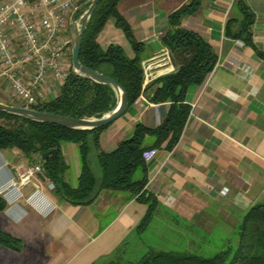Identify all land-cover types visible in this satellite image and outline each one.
I'll list each match as a JSON object with an SVG mask.
<instances>
[{"label":"crops","instance_id":"1","mask_svg":"<svg viewBox=\"0 0 264 264\" xmlns=\"http://www.w3.org/2000/svg\"><path fill=\"white\" fill-rule=\"evenodd\" d=\"M189 2L120 1V14L136 42L143 45L142 66L151 76L147 85L176 71L162 39L170 30L169 16ZM245 2L255 16L254 43L264 51V0ZM234 4V0H202L199 10L182 21L184 29L212 46L218 63L201 86L189 89L186 103L191 113L176 147L168 151L164 145L156 154H148L151 159L146 161V191L160 202L152 225L157 220L173 230L175 224L174 232H202L207 238L218 233L222 241L231 240L243 216L264 203V61L242 41L226 37L227 21L240 17ZM98 42L103 47L119 45L130 58L135 57L132 45L113 21ZM144 98L102 134V152L115 151L138 124L156 128L163 123L170 104ZM153 142L146 137L147 147ZM12 153L11 157L0 152V194L8 203L0 214V229L21 240L24 247L15 252L0 246V264H98L138 235L136 228L147 206L125 192L103 190L93 204L73 206L50 191L49 179L40 173L21 189L17 201H8L2 188L15 169L41 167L36 157L32 162L17 150ZM61 156L67 165L65 180L76 188L81 174L78 145L65 143ZM91 162L96 167V153ZM35 197L38 204L29 206Z\"/></svg>","mask_w":264,"mask_h":264},{"label":"trees","instance_id":"2","mask_svg":"<svg viewBox=\"0 0 264 264\" xmlns=\"http://www.w3.org/2000/svg\"><path fill=\"white\" fill-rule=\"evenodd\" d=\"M121 0H102L93 11L82 39L79 61L86 67L111 77L125 90L128 109L137 103L143 94L154 104L169 103V111L163 123L156 128L136 125L133 134L111 153L101 151L100 138L110 127L93 130H71L57 125L34 122L22 117L0 112V118L10 125H0V152L19 151L24 158L34 162L35 157L43 175L55 186L54 194L73 206L93 204L103 190L125 192L147 206V212L136 230L144 233L151 226L160 202L146 191L148 183L144 153L148 149L164 148L172 151L178 144L191 113L186 103L190 88L201 86L218 63V55L212 46L198 34L182 27V21L194 15L202 0H190L169 18L170 30L162 39L178 69L144 87V69L140 55L143 45L136 42L132 30L118 10ZM239 18H230L225 25V35L242 41L251 47L264 61V51L253 40L255 16L245 0H234ZM113 21L132 45L135 57L130 58L125 50L115 44L103 47L99 35ZM118 103L114 90L103 84L71 73L60 87L58 95L33 109L48 114L91 119L101 118L112 111ZM22 107V105H16ZM153 138L151 147L145 145L146 137ZM65 143L78 145L81 174L76 188L65 180L67 165L61 156ZM58 150L59 159L41 160V156ZM96 153L101 168L98 179L92 168L91 156ZM140 174V178H137ZM8 207L0 194V214ZM235 239L212 257L192 253L151 250L138 261H123L127 243L109 257L107 264H264V203L252 207L237 227ZM0 246L21 252V240L0 229Z\"/></svg>","mask_w":264,"mask_h":264},{"label":"built area","instance_id":"3","mask_svg":"<svg viewBox=\"0 0 264 264\" xmlns=\"http://www.w3.org/2000/svg\"><path fill=\"white\" fill-rule=\"evenodd\" d=\"M88 0H0V80L22 107L33 109L60 89L72 68L70 21ZM144 87L150 76L144 69ZM144 98V95H141ZM156 150L144 153L145 161ZM40 166H18L2 188L8 201H17L21 189L37 175ZM50 191L55 190L52 182ZM17 192V196L13 194ZM44 198V193L39 190ZM38 198L30 200L36 206Z\"/></svg>","mask_w":264,"mask_h":264},{"label":"water","instance_id":"4","mask_svg":"<svg viewBox=\"0 0 264 264\" xmlns=\"http://www.w3.org/2000/svg\"><path fill=\"white\" fill-rule=\"evenodd\" d=\"M101 1L102 0H88L78 10H76L71 17L70 34L72 40V68L74 73L80 77L89 79L97 84H103L111 87L114 90L118 99V103L116 107L112 111L103 115L101 118H97V119L96 118L78 119V118L58 116L44 112H39L34 109L6 105L2 103H0V112L7 113L13 116L22 117L38 123L57 125L71 130H82V131L98 129L110 125L111 123L115 122L117 119L121 118L126 113V111L128 110V96L125 90L120 86V84L111 77L84 66L79 61L82 39L86 31L88 21L93 11ZM83 9H86V12L82 17L83 20L81 26H79L77 23L78 21L76 20V16ZM169 56L172 65L177 70V66L172 55L170 54ZM147 71L150 74V71L149 70ZM150 78L151 76H149L147 80L151 81ZM144 80H145V75H144ZM48 159L57 161L59 159L58 150H52L41 156V160L43 161H46Z\"/></svg>","mask_w":264,"mask_h":264},{"label":"rangeland","instance_id":"5","mask_svg":"<svg viewBox=\"0 0 264 264\" xmlns=\"http://www.w3.org/2000/svg\"><path fill=\"white\" fill-rule=\"evenodd\" d=\"M85 12L86 9H83L76 16L79 26L82 24V17ZM11 95L12 94L8 85L0 80V103L12 106L19 105V103L14 100ZM0 125H10V123L5 119L0 118ZM6 154L12 157L13 153L8 152ZM94 164L96 167L94 166L93 170L95 171L97 178L100 179L101 168L98 162ZM172 226L173 230H169L165 227L164 223L156 220L155 224H151V228H148L149 230L145 233L133 235L130 237L129 243L125 248L124 255L121 256V260L138 261L151 250L192 253L204 257H212L216 255L222 247L224 248L227 243L231 242L236 237V234L231 235V240H224V242L220 239L218 233H214L207 238L206 234L202 232L178 233V229H176L177 232H174L175 224H172ZM194 235L198 236V238H193ZM108 261L109 257L103 259L98 264H107Z\"/></svg>","mask_w":264,"mask_h":264},{"label":"clouds","instance_id":"6","mask_svg":"<svg viewBox=\"0 0 264 264\" xmlns=\"http://www.w3.org/2000/svg\"><path fill=\"white\" fill-rule=\"evenodd\" d=\"M30 206V205H29Z\"/></svg>","mask_w":264,"mask_h":264}]
</instances>
